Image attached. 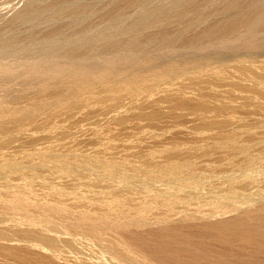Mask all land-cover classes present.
<instances>
[{
    "label": "bare ground",
    "instance_id": "1",
    "mask_svg": "<svg viewBox=\"0 0 264 264\" xmlns=\"http://www.w3.org/2000/svg\"><path fill=\"white\" fill-rule=\"evenodd\" d=\"M60 1L40 6L82 18L40 31L65 49L0 68V264H188L197 242L264 248V0H110L103 16L92 5L99 18Z\"/></svg>",
    "mask_w": 264,
    "mask_h": 264
},
{
    "label": "rangeland",
    "instance_id": "2",
    "mask_svg": "<svg viewBox=\"0 0 264 264\" xmlns=\"http://www.w3.org/2000/svg\"><path fill=\"white\" fill-rule=\"evenodd\" d=\"M28 1V3H31L30 1H32V3L31 4H33V0H2L0 3H2V4H0V19H1V23H2V25H1V23H0V32L2 33H0V38H1V40H0V44L3 42V37L5 38V37H8L10 34H12L11 32L13 31V29H15L18 33L17 34H15L14 35V33H16L15 32V30L13 31V36L12 35H10L9 37L12 39V45L11 46H9L8 48H6V49H4V47H3V45L1 44L0 45V68H6V67H15L16 65H19V64H23V63H34V61H36L37 60V58H40L41 60H48V58L46 57L48 54H51V53H54V52H60V51H62L63 49H65V47L67 46V42L63 39V38H61L59 35H53V36H49V37H46V36H43L42 34V32H44V29L43 28H45V33H47V32H50V28H48V25H43L44 23L45 24H51L53 21V23H57L58 24V22L60 21L61 23L63 22H65V24L67 23V20H64L63 21V19L65 18V19H67L68 18V21L69 20H71V19H74V18H72V14L75 12V11H73L72 13H70V14H68V16L67 17H64L63 19H61V18H59V17H57L56 15H55V13H54V10H55V8L53 7L52 9H50V10H48L49 9V7H48V9H47V6H46V10H44V6L45 5H47L49 2H50V0H48V3H46V0H42V1H44L43 3L40 1V2H38L39 0H35V4L37 5V8L38 7H40V8H38V9H36L35 11L39 14H32V15H34V17L36 16V17H39L38 19H40L39 21H38V19H36V17H35V20H34V17L33 16H31V20L32 21H30V16H29V18H25L24 20H26L25 22H26V24L24 23V21H23V23H22V20L20 19L21 18V16L23 15V13L21 12V14H20V11L23 9V7H22V4H24L25 2H27ZM52 1V0H51ZM57 1H60V0H57ZM64 1V2H63ZM61 3L63 4L64 3V5L66 4V5H68V3H78V4H80L81 5V7H82V3H84V4H87V5H89L90 6V8H89V6L88 7H86L85 6V9H83V7H84V5H83V7L81 8V11L83 10V13L84 12H87L85 15H83L84 17L83 18H85V17H92V18H99V17H101V16H99V15H96V14H98V11L96 10V9H98L101 13H99L100 15H104L103 13H105V8H106V10L107 11H109L108 9L110 8L109 7V5L108 4H110V6H112L111 5V2L112 1H114V0H112L111 2H110V0L108 1V0H99V3H98V0H73L72 2H71V0L69 1H67V0H63ZM97 1V2H96ZM101 1V2H100ZM13 2V3H12ZM23 2V3H22ZM110 2V3H109ZM12 3V4H11ZM38 3V4H37ZM41 3V4H40ZM97 3V5H98V7H97V5H96V7H95V12L97 11V13L95 14V12H93L92 13V11H94V7H93V9L91 8L92 7V5H94V4H96ZM113 3V2H112ZM1 5H2V7L4 8V9H2L1 8ZM4 5V6H3ZM11 5V6H10ZM40 5H43V10H42V7L40 6ZM69 5H71V4H69ZM108 5V6H107ZM106 6V7H105ZM6 7H9V9L7 10L6 9ZM15 7V8H14ZM19 7H21V10H20V8ZM102 7H104V11L102 12ZM109 7V8H108ZM14 8V9H13ZM86 8H89V9H87L88 11H89V13H88V11H85L86 10ZM100 8H102V9H100ZM6 9V12L4 11ZM13 9V10H12ZM41 9V11L44 13V11H45V13L44 14H42L41 15V17H40V13H39V10ZM91 9V10H90ZM12 10V14L13 15H11L13 18V22H14V25L13 24H10L9 22V24L6 22V21H8V18H9V12ZM15 11H19V14H20V16H18V13L16 14V13H14ZM80 12V11H79ZM78 12V14H79V17L80 18H82V16H81V13H79ZM90 12L94 15L95 14V16H90ZM6 13V14H5ZM11 13V12H10ZM34 13V12H33ZM7 16V17H6ZM14 16L15 17H17L18 16V20H17V18L14 20ZM24 16V15H23ZM22 16V17H23ZM74 16H75V18L77 17L76 16V12L74 13ZM73 16V17H74ZM98 16V17H97ZM4 17H6V18H4ZM24 18V17H23ZM22 18V19H23ZM70 18V19H69ZM80 18H77V19H74L72 22H73V24H71V21L69 22L71 25H73L74 26V24H75V26H76V23L80 20ZM3 19H4V22H3ZM30 21V24H27L28 22ZM33 21H34V23H35V26L34 27H32L33 25H34V23H33ZM36 21V22H35ZM43 21V22H42ZM44 21H46V22H44ZM49 21H51V22H49ZM58 21V22H57ZM5 22H6V24H8V26L9 25H11V28H13L14 26V28L11 30V28H10V26L8 27V28H6L5 29V27H6V24H5ZM13 22H11V23H13ZM15 22H18V23H16L17 25H21V23L24 25V26H22L21 25V27H20V30H17L18 29V26L17 25H15ZM20 22V23H19ZM40 22V23H39ZM59 22V23H60ZM32 23V24H31ZM38 23V24H37ZM55 23V24H56ZM60 23V24H61ZM63 23H62V25H63ZM3 24H4V26H3ZM42 25V27L40 26V25ZM70 24H69V26H67L68 25V23L66 24V26L69 28V27H72V26H70ZM13 25V26H12ZM52 25V24H51ZM50 25V26H51ZM62 25H52V26H54V27H56V26H58V28H60V29H62L64 26H62ZM2 26H3V28L5 29H3L2 28ZM49 26V27H50ZM53 27V28H54ZM66 27V28H67ZM32 28V29H31ZM36 28H38V29H36ZM58 28H54V30L56 29H58ZM65 28V27H64ZM63 28V29H64ZM65 28V29H66ZM68 28L66 29V30H68ZM73 28V27H72ZM8 29H10V31L8 30ZM29 29H31L30 31H29ZM37 30V32H35L36 30ZM60 29H59V31H60ZM62 29V30H63ZM64 29V30H65ZM69 29H71V28H69ZM10 32V33H6V32H8V31ZM23 30V31H22ZM34 31V33H33V31ZM39 30V31H38ZM42 32H41V31ZM46 30H47V32H46ZM64 30H63V32L61 31V33L63 34H66V32H64ZM19 31H20V33H19ZM27 32V34H30V33H33L34 35H32L31 37H28L27 38V40H25L24 38V36H27L25 33H24V35H23V39H24V41H22L23 39L20 37V35L21 34H23V32ZM29 31V32H28ZM51 31H53L52 29H51ZM71 31V30H70ZM107 31V29L103 26V24L101 23H99V24H95V26H93V28L90 30V32L87 34V37L89 38L88 40H90V38H91V40L93 39V37H94V35H101V34H104L105 32ZM4 32H5V34H4ZM38 32H40V33H38ZM18 34H20L19 36H18ZM17 35V36H16ZM12 36V37H11ZM15 36V37H14ZM18 38V39H17ZM19 38H21L22 40V42L21 41H18L19 40ZM77 38H79V37H77ZM14 39V40H13ZM80 39V38H79ZM78 39V40H79ZM95 39V38H94ZM17 40V41H16ZM34 41H36V42H39V43H41V44H43V49H42V53H41V56H37V57H27L26 55V51H28V43H31V42H34ZM16 43H17V45H16ZM2 48H3V50H2ZM26 48H27V50H26ZM26 50V51H25ZM25 51V52H24ZM22 52L24 53V54H22ZM28 53V52H27ZM182 56V55H181ZM181 56H177L179 59H177V57H176V59L174 60L175 62L177 61H180L181 60V58H183V57H181ZM83 68V69H82ZM82 68L80 69V71H79V68H76L75 66H71V65H66V67H65V70L66 71H69V72H74V71H79V73H81V72H84L85 71V69L84 68H89V69H91L92 68V65L91 64H88V63H84L83 65H82ZM146 71H149V65H147V67H146ZM37 166V165H36ZM141 178V177H140ZM123 212H124V210H122ZM121 212V211H120ZM121 212L120 214H121V216H123V215H126V216H129V215H132V216H135V215H137V214H135V213H128V212ZM142 212H144V213H146L145 211H142ZM135 214V215H134ZM146 214H148V213H146ZM138 215H139V213H138ZM121 216H117L118 218H120ZM130 217V216H129ZM193 235V234H192ZM197 237H195V239H196ZM213 247H215L216 248V250L217 251H215L214 249H213ZM219 247H220V249L221 250H219ZM239 247H241V249L239 248ZM194 248L195 249H193L192 251H194V252H197V253H199V252H201V254L203 255L202 257H200V258H198L197 256H195V258H192V259H190V260H188L187 261V263L188 264H264V248H262V249H260V250H258V249H256L257 247H255V246H251L250 248H247V247H245V249H244V247H242V245H240L238 242H236V243H221V242H216V241H209V242H207V243H200V242H197L196 243V245L194 246ZM253 248V249H252ZM239 249V250H238ZM219 250V251H218ZM207 251V252H206ZM226 251V252H225ZM220 252H222L221 253V256H220ZM224 252H225V254H224ZM211 253V254H210ZM214 255H213V254ZM229 253V254H228ZM235 255H234V254ZM249 253V254H248ZM232 254H233V256H232ZM240 254V255H239ZM209 255V256H208ZM212 255V256H211ZM217 255V256H216ZM219 255V256H218ZM226 255V256H225ZM214 256V257H213ZM230 256V257H229ZM233 257V259H232V257ZM207 257V259H205ZM211 257V258H210ZM227 257V258H226ZM229 257V258H228ZM220 258H222V259H220ZM209 259H211V260H209ZM217 263H216V262ZM263 262V263H262Z\"/></svg>",
    "mask_w": 264,
    "mask_h": 264
}]
</instances>
